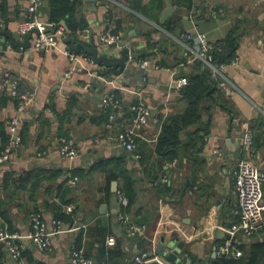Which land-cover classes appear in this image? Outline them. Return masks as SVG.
<instances>
[{"label": "crops", "instance_id": "1", "mask_svg": "<svg viewBox=\"0 0 264 264\" xmlns=\"http://www.w3.org/2000/svg\"><path fill=\"white\" fill-rule=\"evenodd\" d=\"M131 1L82 0L79 16L87 21L91 34L71 35L78 41L86 40L107 55L117 56L122 48L130 49L129 54L134 58L127 61V69L107 81L110 77L102 75L104 67L93 64L82 50L76 54L85 59L74 63L56 49L33 50L34 33L28 48L12 46L4 32L10 33L15 42L24 41L26 36L19 37L16 27L22 19L25 1L0 0V8L3 6L5 10L3 15L0 9V150L9 141L7 123L15 112L14 100L1 81L2 72L7 70L17 77L21 90L36 91L35 100L19 115L20 143L12 148L9 159L0 164V232L16 235L13 241L20 247V256L13 258L0 241V264H69L73 247H82L94 264H128L138 252L156 253L161 238L165 242L175 239L183 242L180 259L190 254L201 264H209L214 258V247L225 240L218 230L222 231L221 227L228 226L235 218L231 171L242 156L241 138L246 126L253 133L254 162L264 172V0H194L202 11L220 7L213 14L199 13L194 17H189L190 7L184 3L168 0L173 5L168 16L170 26L174 30L180 28L179 37L174 31L163 30L164 24L160 22L166 0H159V7L150 8L147 14L131 9ZM139 2L142 6L157 4L153 0ZM39 14L48 21V0H42ZM107 15L113 30L121 36L127 32L126 38H121L112 48L104 43L97 45L106 29ZM254 19L257 26L253 27L249 21ZM135 23L139 32L135 31ZM231 30L237 40V63L226 65L221 73L233 84L227 96L236 117L231 120L217 106L210 108L211 116L203 112L202 120L209 119V127L198 156L183 159L179 166L171 165L173 161L166 163L164 174L153 173L149 177L138 160L144 155L150 166L157 159L151 151L161 121L182 107L176 81L184 76L183 72L188 73L186 65L191 66L198 59L192 52L185 55L179 40L186 32L198 31L215 44ZM152 32V40L148 41L146 35ZM158 39L165 42L159 43ZM188 43L193 50H199L197 41ZM60 46L68 48L63 39ZM142 59L150 62L144 73L139 67ZM69 70L71 73L66 76ZM109 93H115L123 103L120 110L109 109V113L116 114L111 126H108V112L101 104L102 97ZM139 99L160 123L150 121L138 130L137 149L124 160L119 156L124 151L117 145L115 136L121 128L130 125L133 114L129 105ZM59 136L72 137L75 141L78 152L74 159L58 156ZM229 139L240 149V156L228 149ZM121 167L128 171L136 193L130 207L123 209L138 226L133 237L127 236L126 226L117 220L110 202L112 182H117L118 191L124 182ZM113 171L118 175L116 179L112 178ZM74 175L79 180L72 185L69 177ZM186 180L189 186L179 202ZM165 184L172 189L165 191ZM103 205L107 209L105 223L100 213ZM67 206L71 211L66 210ZM33 213L41 214L48 223L51 218L61 221L62 231L53 234L48 250H38L23 237L30 230ZM109 236L115 238L113 245L106 243ZM146 239L151 243H146ZM233 242L241 255L247 256L251 246L264 244V234L237 233ZM184 264H191L190 259L186 257Z\"/></svg>", "mask_w": 264, "mask_h": 264}, {"label": "built area", "instance_id": "2", "mask_svg": "<svg viewBox=\"0 0 264 264\" xmlns=\"http://www.w3.org/2000/svg\"><path fill=\"white\" fill-rule=\"evenodd\" d=\"M25 10L21 21L18 22L16 33L23 38L27 34L36 29L35 38L32 43V49L39 50H58L60 53L66 55L68 59L74 63L85 57L78 56L75 52L68 48L60 46L61 39H63L66 31L63 26L55 25L53 22L45 21L39 14V7L42 0H24ZM199 13L213 14V8H207L202 11L200 6L192 0V6L189 9V17H194ZM106 29L102 32L101 42L111 45L114 42L118 43L121 39L120 33H115L111 21L105 19ZM53 30V32L51 31ZM89 29L85 28L81 31L84 36L88 34ZM195 40L199 44V50L195 51L191 48L188 41ZM183 48L184 54L188 55L191 52L194 56L202 60L210 69L213 75L220 78L219 87L226 95L231 94L233 84L231 81L221 73V70L226 65H235L237 57H234L229 63H222L220 65H213L211 63V56L208 52L215 48V44L209 41L207 35L203 32H186L182 39L179 40ZM219 49V47H216ZM88 59V58H87ZM86 59V60H87ZM150 62L148 59H142L139 63L140 69L143 73L146 72ZM155 69L157 65H153ZM69 70L66 76L70 75ZM146 76L142 77L145 82ZM2 84L7 88L8 94L14 100L15 112L7 123V130L9 133L8 143L0 150V164L9 159L12 148L20 143L21 137L19 133V115L27 109V107L35 100L36 91L33 89L21 90L20 82L17 77L13 76L10 71H3L1 74ZM187 83L185 76H181L176 81V87L181 88ZM101 104L105 111L108 112V126L115 121L116 114L109 113V109H121L123 107L122 100L118 98L115 93H109L102 97ZM129 110L133 117L130 125L121 128L115 136L117 145L127 153H133L137 149L138 130L150 121L152 123H160L157 117H151L149 108L142 99L129 105ZM264 138V134H263ZM57 154L66 160H72L77 155L78 149L72 137L59 136L56 140ZM242 156L237 161L236 165L231 171L233 178V188L231 191L234 200V215L235 218L228 226L221 227L222 231L229 235V239L214 247V258L221 259L223 257L238 258L241 251L236 248L233 238L237 233H242L245 236L254 234H264V204H262L263 189H264V172L254 162L256 150L253 146L252 130L246 126L243 137L241 138ZM45 153V152H42ZM174 160L171 165H175ZM79 180L78 176H70L69 183L75 185ZM117 220L126 226L127 236H135L138 226L132 223L124 212V208L128 205L126 196L117 191ZM67 211H71V207H66ZM61 221L56 218H51L48 223L39 213H33L30 216V230L23 237L28 239L38 250H48L51 247V238L53 234L61 232ZM16 235H11L6 232H0V241L6 245L8 251L13 258L20 256V247L14 243L13 238ZM108 245L115 243L114 236H109L106 239ZM160 261L163 264H168L166 260L155 252L142 251L134 254L128 264H144L151 261ZM69 264H94L93 260L87 256L82 247H73L69 254Z\"/></svg>", "mask_w": 264, "mask_h": 264}, {"label": "trees", "instance_id": "3", "mask_svg": "<svg viewBox=\"0 0 264 264\" xmlns=\"http://www.w3.org/2000/svg\"><path fill=\"white\" fill-rule=\"evenodd\" d=\"M153 1H157L155 6L152 4L154 2H151L148 6H142L139 0H132L130 8L147 14V10H150V8L159 7V0ZM177 1L184 3L188 7L192 6V0ZM81 4L82 0H48L47 20L55 23V25H60V22L64 21L67 32L75 35L76 32H81L88 25L84 17L79 16ZM0 9L4 15L5 10L3 6ZM169 31L173 32L174 27L170 26ZM114 32L118 33L117 30H114ZM152 35L153 32L146 35L148 41L152 40ZM158 40L159 43L165 42L161 39ZM216 47H219V49ZM236 48L237 40L234 30H231L221 42L215 43L214 49L208 52V55L211 56V63L213 65L229 63L236 57ZM186 67L189 71L188 73L183 72L182 75L186 77L187 83L179 89L178 101L182 104V107L175 113L164 117L161 121L160 132L156 138L153 151H151V153L157 156V159L150 166L147 165L148 158L144 155H141L138 160L149 177L153 173L156 175L164 174L166 163L175 160L176 166H179L183 159L191 160L198 156L204 143V136L209 127V119L207 122L202 120L203 112L211 116L209 112L210 108L217 106L228 113L231 120L237 115L230 99L218 85L220 78L213 75L211 69L202 60L195 59L191 66L186 65ZM261 134L259 133L258 135ZM119 170L123 174L124 181L120 191L124 193L128 200V205L125 208H129L136 197L133 180L124 167L119 168ZM117 176L113 171L112 178L116 179ZM37 182L38 179L35 181V185ZM6 183V179H4L3 184L5 187ZM164 189L165 191H170L172 188L170 185L165 184ZM159 193L162 192L159 190ZM185 255L190 259L191 264H201V261L193 255ZM209 264H264V244L258 243L251 246L247 256L245 253L236 259L230 257L213 258L209 261Z\"/></svg>", "mask_w": 264, "mask_h": 264}, {"label": "water", "instance_id": "4", "mask_svg": "<svg viewBox=\"0 0 264 264\" xmlns=\"http://www.w3.org/2000/svg\"><path fill=\"white\" fill-rule=\"evenodd\" d=\"M85 1L95 2L96 0H85ZM165 4H166V6L162 10L160 22L164 24L163 30L168 31L170 28V20L168 19V16L173 12V5L168 0L165 1ZM60 24L63 26V28L66 31V33L63 37V42L65 44H67L68 49L70 51L75 52V53L82 50L84 53H86L91 58L93 64H97V65L104 67V71H103L102 75H107L110 77V78H107V81H111L112 76L117 77V76L122 75L124 73V71L127 69V61L130 58L131 59L134 58V56H130V54H129L130 49L128 47L122 48L117 56L107 55L103 52H99L98 48L95 45L87 42L86 40H79L78 41V40H76V38L71 36V34L69 32H67V27H66L64 21H61ZM51 31L53 32V30H51ZM135 31L139 32L137 23H135ZM36 32H37L36 29L31 30L27 34L24 41H22V42H15V41L11 40L10 33L6 32V31L4 32V34L8 38H10L9 42L12 46L20 45V46H22V48H28L30 45L29 39L31 38L32 33H36ZM90 34L91 33L88 32L87 35H90ZM174 34L176 37H179L181 34L180 28H176L174 30ZM126 35H127V32H124V34L121 36V38L125 39ZM97 42H98L97 45L102 44L100 37L98 38ZM108 46H109V48L116 47L117 43L114 42L113 44L108 45ZM242 136H243V133H242ZM226 143L228 145L229 150H234L235 156H240V149L236 148L234 146V144H232V141L230 139L227 140ZM234 147H235V149H234ZM119 156H120V158L127 160L129 157V154L127 152H123ZM131 156H132V158L135 157L133 154H131ZM188 186H189V181L186 180L183 187L180 190V195H179V199H178L179 202L182 201V198L185 195ZM111 191L113 194L110 198V202H111V205L113 207V212H115L116 206L118 203L117 202V195H116V192L118 191L116 181L112 182ZM167 201H170V200H167ZM100 213H101V220H102V222L105 223L107 221V209H106L105 205H103L101 207ZM218 235H220V236L224 235L225 240L229 239V235L224 234L221 230H218ZM146 243L150 244L151 241L146 239ZM2 244H4V243L2 242ZM182 247H183L182 241H178L175 239V240L165 242V239L161 238L160 244L156 250V253L160 254L168 262L184 264L186 262V255L182 256L181 259L179 258ZM212 256L214 257V252H213ZM144 264H163V263L155 260V261L147 262Z\"/></svg>", "mask_w": 264, "mask_h": 264}, {"label": "rangeland", "instance_id": "5", "mask_svg": "<svg viewBox=\"0 0 264 264\" xmlns=\"http://www.w3.org/2000/svg\"><path fill=\"white\" fill-rule=\"evenodd\" d=\"M219 8H220V7L218 6V7L215 8V10L218 11ZM247 16H248V15H246V16H242V19H244V18L247 17ZM248 20H249V19H248ZM249 22H251V25H252L253 27H254V26H257V23H256L255 19H254V20H251V21H249ZM263 23H264V22H263ZM259 24L261 25V23H259ZM259 24H258V25H259Z\"/></svg>", "mask_w": 264, "mask_h": 264}]
</instances>
